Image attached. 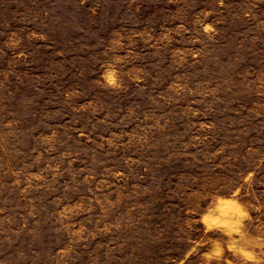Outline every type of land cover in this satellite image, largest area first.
Here are the masks:
<instances>
[{"label":"rangeland","instance_id":"rangeland-1","mask_svg":"<svg viewBox=\"0 0 264 264\" xmlns=\"http://www.w3.org/2000/svg\"><path fill=\"white\" fill-rule=\"evenodd\" d=\"M263 161L264 0H0V264H264Z\"/></svg>","mask_w":264,"mask_h":264},{"label":"trees","instance_id":"trees-1","mask_svg":"<svg viewBox=\"0 0 264 264\" xmlns=\"http://www.w3.org/2000/svg\"><path fill=\"white\" fill-rule=\"evenodd\" d=\"M249 170L253 172V175L251 176L250 181H248L244 186L243 192L248 194L247 196L245 195L244 199L257 207H264V161L261 164L252 163V165L248 167V171ZM250 214L252 220L258 215V213L252 212H250ZM249 222V220H246L245 224ZM255 223H257L258 226H261L262 232V234H253L255 236V243H260L261 241L264 242V218L257 217ZM243 230L249 234H252L249 232V229L246 230V226L243 228ZM247 248L251 249L252 246H248Z\"/></svg>","mask_w":264,"mask_h":264},{"label":"bare ground","instance_id":"bare-ground-1","mask_svg":"<svg viewBox=\"0 0 264 264\" xmlns=\"http://www.w3.org/2000/svg\"><path fill=\"white\" fill-rule=\"evenodd\" d=\"M227 204V203H226ZM230 207H231V205H230Z\"/></svg>","mask_w":264,"mask_h":264}]
</instances>
